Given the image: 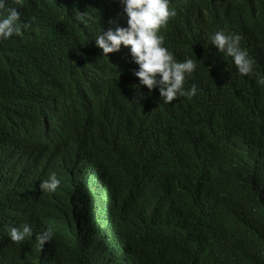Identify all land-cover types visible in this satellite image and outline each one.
<instances>
[{
    "label": "trees",
    "instance_id": "16d2710c",
    "mask_svg": "<svg viewBox=\"0 0 264 264\" xmlns=\"http://www.w3.org/2000/svg\"><path fill=\"white\" fill-rule=\"evenodd\" d=\"M85 1L6 0L30 28L0 40V264H264V85L210 42L239 34L264 76V0H170L160 34L177 61L197 60L185 89L198 88L171 104L133 87L130 48L96 45L120 0ZM78 152L87 170L61 181L53 198L71 208L51 217L52 240L13 243L9 229L30 218L20 195L58 169L52 157ZM81 180L95 186L84 231L102 257L79 240Z\"/></svg>",
    "mask_w": 264,
    "mask_h": 264
},
{
    "label": "clouds",
    "instance_id": "9594fccd",
    "mask_svg": "<svg viewBox=\"0 0 264 264\" xmlns=\"http://www.w3.org/2000/svg\"><path fill=\"white\" fill-rule=\"evenodd\" d=\"M12 3L18 7L24 6V0H12ZM95 5H97L95 0H86L83 7ZM64 6L70 11V6L65 4ZM18 7H7L6 0H0V40L10 39L14 35L21 36L22 28H30L28 23H19L21 13ZM75 10H77L76 19L85 25L93 20L88 11ZM111 12L114 13V17L109 21L111 28L107 31L103 30L95 38V42L106 57L111 53L125 56L123 47L130 48L132 59L139 66L133 74L139 78L140 84L133 85L134 88L143 85L151 92L158 87L161 100L165 104H171L180 97L191 100L197 95L196 84H192L190 90L185 89L188 78L197 69V60L189 57L183 61H177L173 52L164 46L166 37L160 34L161 29L166 28L169 21L177 15L175 9L170 6V0H120L118 10L116 12L111 10ZM241 40L242 37L239 34H228L222 30L210 36L211 44L218 49V52L232 59L240 76H254L258 85H264V76L255 71V61L241 47ZM83 154L85 153L64 154L59 159L58 156L52 157L49 169L53 166H58V169L48 173L32 192L30 190L29 193L20 195L19 200L23 211L28 210L30 218L25 215V224L9 229V236L13 243L22 244L27 238H33L38 246L43 248L52 240L51 217L58 214L65 218L71 208L70 200L63 205L53 197L57 193L64 195L60 187L63 179L71 180L70 178L79 176L87 170ZM74 158L76 170L73 167ZM65 167L67 169L64 171ZM82 181L77 193L83 201L73 204L79 216L77 223L79 240L86 244L89 253L97 252V255L102 257V253L96 248L94 238H85L86 203L83 198L86 191L93 194L95 186L90 183L82 185ZM89 206L93 207V204L90 203ZM46 210H49L48 214ZM91 228H93L92 222Z\"/></svg>",
    "mask_w": 264,
    "mask_h": 264
},
{
    "label": "rangeland",
    "instance_id": "374dc122",
    "mask_svg": "<svg viewBox=\"0 0 264 264\" xmlns=\"http://www.w3.org/2000/svg\"><path fill=\"white\" fill-rule=\"evenodd\" d=\"M93 248V247H92Z\"/></svg>",
    "mask_w": 264,
    "mask_h": 264
}]
</instances>
